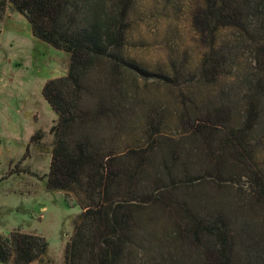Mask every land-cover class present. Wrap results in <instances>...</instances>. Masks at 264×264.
Returning a JSON list of instances; mask_svg holds the SVG:
<instances>
[{"label":"rangeland","instance_id":"obj_1","mask_svg":"<svg viewBox=\"0 0 264 264\" xmlns=\"http://www.w3.org/2000/svg\"><path fill=\"white\" fill-rule=\"evenodd\" d=\"M203 9V0H134L124 55L147 74L123 69L117 78L107 63L90 73L97 98L115 105L124 88L132 107L127 126L104 117L100 132L111 135L115 148L133 150L117 164L135 171L133 181L121 179L104 188L105 194L93 195L96 201L108 199L116 215L124 214L129 229L138 220L144 238L153 237L139 257L129 242L124 244L123 264H210L217 242L207 228L223 218L234 240V261L264 264V200L252 186L254 172L264 176V72L256 61L257 22L251 18L248 35L227 28L211 36L199 22ZM213 46L224 64L219 77L208 80L201 67ZM69 66V53L35 38L23 15L0 4V236L18 232L45 238L47 254L31 264L73 263L68 246L92 198L48 189L58 117L42 91L49 80L67 76ZM251 95L260 103L257 124L240 152L227 147L217 162L213 153L221 151L229 129L243 125ZM193 221L203 222L205 229L190 241ZM91 224L84 242L101 248ZM154 236L180 237V245L160 244Z\"/></svg>","mask_w":264,"mask_h":264},{"label":"trees","instance_id":"obj_2","mask_svg":"<svg viewBox=\"0 0 264 264\" xmlns=\"http://www.w3.org/2000/svg\"><path fill=\"white\" fill-rule=\"evenodd\" d=\"M203 1L204 9L199 22L211 36L216 31L227 28L243 31L248 35L252 32L249 24L251 18H256L257 29L254 33L260 36L255 51L256 61L264 72V0ZM0 4L4 9L23 15L35 38L70 54L68 75L49 80L42 91L58 117L52 128L55 142L48 189L92 196L87 198L89 202L84 205L82 221L76 227L68 246L67 253L73 261L69 264H84V260H87L86 264H123V245L128 242L137 257L146 254L148 243L153 237L148 233L151 238H144L140 222L135 221L134 226L130 227L132 229H129L131 221L124 214L116 215L111 210L108 199L102 202L93 197L97 190L105 194L104 188L109 190L112 183L120 182L121 179L131 183L135 176V171L132 173L131 169H119L117 165L133 154V150L115 148L111 135L100 132L104 117L116 118L123 127L129 124L132 107L126 102L128 90L120 89L121 99L114 105L106 97L97 98L89 81L93 68L100 63L111 65L112 73L117 78L122 76L123 69L137 76L144 77L147 74L146 69L127 60L124 55L129 15L134 0H1ZM221 60L222 54L213 46L201 67L203 77L216 80L224 64ZM230 114L228 112L227 116ZM260 114L259 100L256 95H251L243 125L229 129V136L221 151L213 153L217 162L226 156L224 153L227 147L232 146L240 152L239 148L246 145L249 133L257 124ZM139 158L143 159L142 156ZM252 186L256 197L264 200V176L254 172ZM160 203H164L163 199ZM219 220L220 225L207 228L217 242V250L210 252L209 262L237 264L234 261V240L226 229L224 218ZM193 222V227L190 228L192 236H188L190 241L205 229L203 222ZM90 223L97 235L96 238L92 237L93 241L100 240L101 248L90 247L84 242V233ZM119 234L120 239L114 241ZM180 240V237L170 241L157 238L160 244L162 241L164 245L177 247ZM48 248L49 243L43 237L18 232L11 233L9 237L0 236V262L31 264L40 256L46 255ZM140 264L147 263L140 261Z\"/></svg>","mask_w":264,"mask_h":264}]
</instances>
